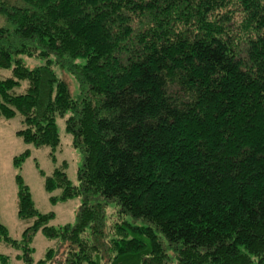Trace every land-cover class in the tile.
I'll return each instance as SVG.
<instances>
[{"label":"trees","instance_id":"trees-1","mask_svg":"<svg viewBox=\"0 0 264 264\" xmlns=\"http://www.w3.org/2000/svg\"><path fill=\"white\" fill-rule=\"evenodd\" d=\"M65 114L78 185L44 186L82 202L46 226L17 177L25 264L38 230V264H264V0H0V119L53 152Z\"/></svg>","mask_w":264,"mask_h":264},{"label":"rangeland","instance_id":"rangeland-1","mask_svg":"<svg viewBox=\"0 0 264 264\" xmlns=\"http://www.w3.org/2000/svg\"><path fill=\"white\" fill-rule=\"evenodd\" d=\"M20 58L29 68L41 64L36 58ZM61 78L69 84L71 93L76 91L77 85L70 75L66 73ZM66 117L67 114L56 117L60 145L53 152L46 147L37 148L25 144L17 137L16 132L21 128L18 116L11 120L0 119V223L11 240L21 241L23 232L33 224V219H20L17 216L18 176L28 188L35 210L41 215H51L46 226L58 229L75 224L82 197L61 200V189L47 191L44 186L45 177L52 176L56 169L62 170L72 185H78L77 171L82 165L83 155L73 146L72 135L65 129ZM24 152H28L27 157L15 162L14 158ZM106 215L107 218L110 216V219H114L115 209H108ZM124 218L132 221L128 216ZM57 240L48 239L41 230L35 232L29 242L32 249L30 264H38L48 250H57ZM0 255L8 258V264H25L22 249L15 248L4 240H0Z\"/></svg>","mask_w":264,"mask_h":264}]
</instances>
